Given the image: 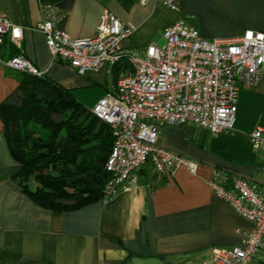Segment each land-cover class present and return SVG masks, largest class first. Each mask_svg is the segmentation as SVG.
Segmentation results:
<instances>
[{"label": "crops", "instance_id": "0c3cea01", "mask_svg": "<svg viewBox=\"0 0 264 264\" xmlns=\"http://www.w3.org/2000/svg\"><path fill=\"white\" fill-rule=\"evenodd\" d=\"M105 12L134 28L123 47L140 53L150 44L162 47L164 30L181 19L208 39L264 31V0H181L178 11L155 1L73 0L61 28L74 40L92 38ZM0 16L14 25L2 58L25 56L85 110L90 98L76 93L101 89L90 100L94 109L125 72L118 66L79 75L54 62L37 29L40 0H0ZM17 73L0 66V109L18 90ZM258 127L264 128V71L257 85L241 90L234 130L217 136L192 124L161 130L160 144L196 162V174L182 166L172 177L150 163L131 191L63 212L39 205L20 185L21 164L0 116V264H212L215 248L242 246L252 226L214 194L209 180L215 169L226 170L264 193V151L249 140Z\"/></svg>", "mask_w": 264, "mask_h": 264}, {"label": "built area", "instance_id": "2783aa9c", "mask_svg": "<svg viewBox=\"0 0 264 264\" xmlns=\"http://www.w3.org/2000/svg\"><path fill=\"white\" fill-rule=\"evenodd\" d=\"M155 1L178 11L181 0ZM38 26L54 62L74 68L79 75L129 65L113 91L92 110L111 129L113 145L105 168L110 175L103 199L110 200L138 184L139 171L151 161L158 172L175 176L185 166L197 173V163L164 148L161 130L189 124L214 136L234 130L239 94L257 85L264 71V31H247L234 38L203 37L185 19L169 25L162 47L150 44L145 52L123 47L134 34L132 26L105 12L92 38L74 40L61 28L64 15L52 4H41ZM12 22L0 16V49L12 31ZM0 66L18 73L43 77L25 56L4 59ZM256 150L264 151V128L249 134ZM264 172V166L262 168ZM214 194L252 226L242 246L215 248L212 264H258L264 259V193L248 178L215 169L209 180Z\"/></svg>", "mask_w": 264, "mask_h": 264}, {"label": "trees", "instance_id": "16d2710c", "mask_svg": "<svg viewBox=\"0 0 264 264\" xmlns=\"http://www.w3.org/2000/svg\"><path fill=\"white\" fill-rule=\"evenodd\" d=\"M40 1L61 13L73 2ZM118 66L124 73L129 70L127 63L114 68ZM17 76L18 90L2 104L0 116L9 147L21 164L16 177L24 191L39 205L63 212L103 199L110 177L105 168L113 145L110 127L46 76ZM83 114L93 119L81 120ZM33 176L41 185L35 190L24 183ZM258 264H264V259Z\"/></svg>", "mask_w": 264, "mask_h": 264}, {"label": "rangeland", "instance_id": "374dc122", "mask_svg": "<svg viewBox=\"0 0 264 264\" xmlns=\"http://www.w3.org/2000/svg\"><path fill=\"white\" fill-rule=\"evenodd\" d=\"M110 71H111V69H109V74H110ZM111 82H112V77H111V75H109L108 76V83L109 84H111ZM101 91V89H99L98 87H94V88H91V89H88V90H85L83 93H76L74 96L75 97H79V99H82V97H85L86 95H87V97L88 98H90V100L92 101L93 99H94V95H95V93L97 94V93H99ZM82 95V96H81ZM90 100H88V101H85V102H83L84 103V106L86 107V111L87 112H89V113H91L92 114V110H93V108H92V106H91V101ZM90 101V102H89ZM82 118L83 119H81V120H88V119H93V117H88V116H86V114H83V116H82ZM36 123V122H35ZM37 125H38V123H36ZM100 127H101V124H100ZM99 127V128H100ZM38 128V130H40L41 129V127H37ZM110 139H112L111 138V134H110ZM22 181H23V179H22ZM24 183H27L28 185H29V187L32 189V190H35L37 187L39 188L41 185L35 180V177L33 176V177H30L27 181H25Z\"/></svg>", "mask_w": 264, "mask_h": 264}]
</instances>
